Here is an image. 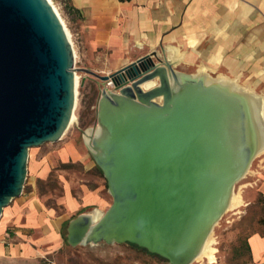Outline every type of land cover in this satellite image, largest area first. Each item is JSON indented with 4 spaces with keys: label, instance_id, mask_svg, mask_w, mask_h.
I'll use <instances>...</instances> for the list:
<instances>
[{
    "label": "water",
    "instance_id": "water-1",
    "mask_svg": "<svg viewBox=\"0 0 264 264\" xmlns=\"http://www.w3.org/2000/svg\"><path fill=\"white\" fill-rule=\"evenodd\" d=\"M75 61L49 0H0V219L23 193L30 150L70 127ZM81 70L104 84L83 133L112 203L72 218L68 244L130 243L192 264L264 151L259 97L181 72L157 50L108 74Z\"/></svg>",
    "mask_w": 264,
    "mask_h": 264
},
{
    "label": "crops",
    "instance_id": "crops-1",
    "mask_svg": "<svg viewBox=\"0 0 264 264\" xmlns=\"http://www.w3.org/2000/svg\"><path fill=\"white\" fill-rule=\"evenodd\" d=\"M67 1L78 19L81 52L97 55L110 72L157 50L181 72L203 69L209 74L243 75L256 91L264 87V0ZM52 144L46 152L29 153L32 189L3 212L0 264L54 263L66 224L84 213L98 218L111 205L86 142L81 146L75 136L65 133ZM56 161L80 165L98 178L92 184H80L74 194L73 182L62 171L59 214L40 204L35 186V181L48 180ZM258 162V191L264 201V159ZM247 244L253 264H264V231L251 233Z\"/></svg>",
    "mask_w": 264,
    "mask_h": 264
},
{
    "label": "rangeland",
    "instance_id": "rangeland-1",
    "mask_svg": "<svg viewBox=\"0 0 264 264\" xmlns=\"http://www.w3.org/2000/svg\"><path fill=\"white\" fill-rule=\"evenodd\" d=\"M51 1L70 33V39L72 40L76 56L75 67L76 75L78 76V86L76 88L75 120L66 133L67 136H75L77 142L81 146H84L85 135L83 131L95 127L97 103L101 96L102 89L104 88V84L99 78L87 74L81 69L87 68L99 74H108L106 72H111L109 71V67H105L104 60H102L103 64L98 61L97 55H92V57L88 55L84 56L81 52L82 35L79 29L78 19L76 14L69 9L68 1ZM107 66H109V64ZM178 69L181 70V68ZM190 70V73L195 72L194 69ZM209 75L212 77L224 75L236 79L241 85L250 88L254 93L261 96L264 95L263 86H260L256 91L255 87H253L243 75L238 77H231L220 73ZM53 145L52 143H45L40 147L32 148L30 153L38 150L46 152L47 150H51ZM259 159H264V152L260 153L254 159L246 176L236 184L235 192L241 193L244 200L243 205L235 209H228L213 230L211 245L213 248L217 249V262L213 264H253L247 238L253 232L264 231V201L258 191L257 180L259 176L257 172ZM55 163L56 167L53 169L48 180L35 181V186L36 195L39 197L40 204L46 206V208H55L57 214H59L62 212L63 208L61 197L64 189L60 178L62 171L66 172V178L73 182L74 194L78 193L80 184H92L94 181H98V178L96 179L92 173L86 172L80 165L64 166L57 161ZM262 169H264V167ZM97 173L99 174L98 170ZM32 177L31 171L28 170L27 180L23 190L24 194H27L32 189ZM102 178L103 186L107 189L104 177L102 176ZM23 193L5 207L4 211H7L10 206H13L21 199ZM110 203H112L111 196ZM2 220L3 216L0 221ZM66 232L65 226L63 228V234L65 235ZM59 249L61 250L56 255V258H54V263L51 264H169L127 243L107 244L102 242L99 244L78 245L73 247L64 239L63 245ZM192 264L210 263L208 259L204 258L200 261L195 260Z\"/></svg>",
    "mask_w": 264,
    "mask_h": 264
},
{
    "label": "bare ground",
    "instance_id": "bare-ground-1",
    "mask_svg": "<svg viewBox=\"0 0 264 264\" xmlns=\"http://www.w3.org/2000/svg\"><path fill=\"white\" fill-rule=\"evenodd\" d=\"M50 3L53 5L52 1L49 0ZM54 7V5H53ZM55 11L57 12L58 16L60 17L58 11L56 10V8L54 7ZM63 25H64V28L68 34V37L70 39V33L68 32V29L66 28L65 24H64V21L62 20V18L60 17ZM71 43H72V40L70 39ZM73 45V43H72ZM200 75H204L208 81H221L222 83H225L227 85H230V86H233L235 88H238V89H241V90H244V91H247L249 93H252L254 95H257L260 99V103L262 105V108L264 109V97L261 96V95H258L256 93H254L250 88L246 87V86H243L241 85L236 79H232L230 77H227V76H224V75H219L217 77H212L211 75H209L207 72H205V70H200ZM76 77V88L78 86V76L75 75ZM76 95H77V91H76ZM75 120V115L73 114L72 116V121H71V124L74 122ZM70 124V126H71ZM92 128L88 129V134H91V130ZM88 139V138H86ZM264 152V151H263ZM261 152V153H263ZM243 197L241 195V193H237L234 191L233 195H232V199H231V202H230V206L228 209H235V208H238L240 206L243 205ZM213 233V232H212ZM212 233L210 234V236L208 237L205 245H204V248L202 249L200 255L197 257L196 261H200L204 258L208 259L209 263L210 264H213V263H216L217 262V259H216V253H217V249L213 248L211 243H212Z\"/></svg>",
    "mask_w": 264,
    "mask_h": 264
},
{
    "label": "trees",
    "instance_id": "trees-1",
    "mask_svg": "<svg viewBox=\"0 0 264 264\" xmlns=\"http://www.w3.org/2000/svg\"><path fill=\"white\" fill-rule=\"evenodd\" d=\"M97 168H98V170L100 171V173L102 174V176H104L103 173H102V171H101V169H100L99 167H97ZM106 186H107V188H108L107 181H106ZM67 225H68V223L66 224V230H67ZM63 235H64V234H63ZM64 239H65V241L68 243V241H67V232H66L65 235H64ZM127 244H130V243H127ZM130 245H131L132 247H135V248H137V249H139V250H141V251L147 253V254H150V253H148L147 251H145V250H143V249L137 247L136 245H133V244H130ZM150 255H152V254H150ZM152 256H154V255H152Z\"/></svg>",
    "mask_w": 264,
    "mask_h": 264
},
{
    "label": "built area",
    "instance_id": "built-area-1",
    "mask_svg": "<svg viewBox=\"0 0 264 264\" xmlns=\"http://www.w3.org/2000/svg\"><path fill=\"white\" fill-rule=\"evenodd\" d=\"M74 47V46H73Z\"/></svg>",
    "mask_w": 264,
    "mask_h": 264
}]
</instances>
